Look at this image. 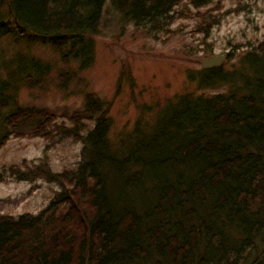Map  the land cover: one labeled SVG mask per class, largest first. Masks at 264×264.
Wrapping results in <instances>:
<instances>
[{"label":"trees","instance_id":"obj_1","mask_svg":"<svg viewBox=\"0 0 264 264\" xmlns=\"http://www.w3.org/2000/svg\"><path fill=\"white\" fill-rule=\"evenodd\" d=\"M210 1L112 4L122 20L151 33ZM104 3L0 0V36L22 48L48 43L81 72L95 61ZM14 56L0 68V148L10 136L48 138L54 130L82 146L74 168L53 171L25 159L26 170L9 165L17 179L45 178L59 189L38 213L0 214V264H264V41L228 54L230 63L189 71L203 91L158 108L139 104L133 128L117 141L109 136L112 100L94 92L62 113L70 124L48 107L20 106L19 82L42 87L51 66ZM75 73L58 74V85L65 90ZM121 80L133 85L128 68Z\"/></svg>","mask_w":264,"mask_h":264},{"label":"rangeland","instance_id":"obj_2","mask_svg":"<svg viewBox=\"0 0 264 264\" xmlns=\"http://www.w3.org/2000/svg\"><path fill=\"white\" fill-rule=\"evenodd\" d=\"M187 11L184 9L182 15L175 13L164 30L149 33L146 28L122 20L112 0H105L99 29L93 34L95 61L89 68L78 72L76 61L62 63L48 43L36 41L22 48L9 36H0V68L4 61L23 52L48 61L51 70L42 83L44 86L31 87L19 82L16 97L20 106L53 109L58 123L70 124L62 113L81 108L86 91L112 100L109 136L117 141L119 135L133 128L141 113L139 104L158 108L177 95L203 91L189 79L188 73L200 72L206 57L223 54L219 64L226 58L230 63L233 59L229 60L228 54L235 57L264 41V0H211L199 8L189 6ZM206 24L211 27L208 29ZM125 68L134 79L132 86L121 80ZM66 71L68 75L76 73L70 75L63 90L58 85V74ZM3 76L6 77L5 71ZM87 123L93 126L92 121ZM55 131L48 138L10 136L0 148V214L38 213L59 189L54 181L45 178L17 179L9 165L26 170L23 159L30 164L44 161L51 170L61 171L74 168L79 162L81 141Z\"/></svg>","mask_w":264,"mask_h":264},{"label":"water","instance_id":"obj_3","mask_svg":"<svg viewBox=\"0 0 264 264\" xmlns=\"http://www.w3.org/2000/svg\"><path fill=\"white\" fill-rule=\"evenodd\" d=\"M224 58L223 54L215 55L213 57H206L202 61V66L203 67H210L219 64Z\"/></svg>","mask_w":264,"mask_h":264}]
</instances>
